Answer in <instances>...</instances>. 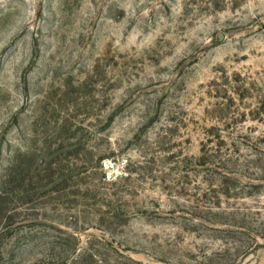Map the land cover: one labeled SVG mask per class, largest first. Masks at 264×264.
Wrapping results in <instances>:
<instances>
[{"label": "rangeland", "instance_id": "1", "mask_svg": "<svg viewBox=\"0 0 264 264\" xmlns=\"http://www.w3.org/2000/svg\"><path fill=\"white\" fill-rule=\"evenodd\" d=\"M0 264H264V0H0Z\"/></svg>", "mask_w": 264, "mask_h": 264}]
</instances>
